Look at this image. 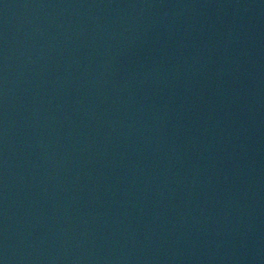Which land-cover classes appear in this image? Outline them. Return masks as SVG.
<instances>
[{
  "label": "water",
  "instance_id": "1",
  "mask_svg": "<svg viewBox=\"0 0 264 264\" xmlns=\"http://www.w3.org/2000/svg\"><path fill=\"white\" fill-rule=\"evenodd\" d=\"M0 264H264V0H0Z\"/></svg>",
  "mask_w": 264,
  "mask_h": 264
}]
</instances>
